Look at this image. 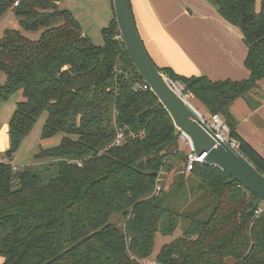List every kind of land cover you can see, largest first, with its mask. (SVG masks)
Returning a JSON list of instances; mask_svg holds the SVG:
<instances>
[{"label": "trees", "instance_id": "16d2710c", "mask_svg": "<svg viewBox=\"0 0 264 264\" xmlns=\"http://www.w3.org/2000/svg\"><path fill=\"white\" fill-rule=\"evenodd\" d=\"M60 1L0 0V21L14 12L23 30L40 31L38 39L11 28L0 37V102L24 96L10 120L8 161H0V264H143L157 235L179 227L156 264H264L257 196L214 164L182 172V133L151 89L135 88L145 82L115 16L95 45ZM208 2L241 30L250 76L212 80L154 63L224 118L228 139L264 174V157L239 134L232 112L264 81V0L259 10L256 0ZM43 113L42 137L62 139L35 155L39 165L19 168L15 154ZM120 131L125 140L116 145ZM164 170L174 176L157 194Z\"/></svg>", "mask_w": 264, "mask_h": 264}, {"label": "crops", "instance_id": "0c3cea01", "mask_svg": "<svg viewBox=\"0 0 264 264\" xmlns=\"http://www.w3.org/2000/svg\"><path fill=\"white\" fill-rule=\"evenodd\" d=\"M130 2L140 37L158 66L172 67L186 76L207 75L212 80L250 76L244 63L248 47L241 30L225 20L208 0ZM252 95L253 103L239 98L232 112L239 134L264 157V90ZM15 108L2 111L8 120L0 129L1 159L11 146L10 120Z\"/></svg>", "mask_w": 264, "mask_h": 264}, {"label": "water", "instance_id": "95a60500", "mask_svg": "<svg viewBox=\"0 0 264 264\" xmlns=\"http://www.w3.org/2000/svg\"><path fill=\"white\" fill-rule=\"evenodd\" d=\"M116 23L131 60L144 82L159 98L176 128L185 134L196 155L232 176L257 196L253 209L264 202V174L232 143L222 140L202 119L201 113L168 82L146 50L131 9L130 0H112Z\"/></svg>", "mask_w": 264, "mask_h": 264}, {"label": "rangeland", "instance_id": "374dc122", "mask_svg": "<svg viewBox=\"0 0 264 264\" xmlns=\"http://www.w3.org/2000/svg\"><path fill=\"white\" fill-rule=\"evenodd\" d=\"M207 1V0H206ZM209 3V2H208ZM210 4V3H209ZM214 9L215 7L210 4ZM261 5V0H256V8L259 10ZM60 8H65L70 10L77 20L81 23L83 27V31L86 35H88L95 45H103L104 37H103V29L110 26L112 20L114 19V8L112 0H61ZM19 29L26 36L32 39H38L40 37V31H25L22 29L19 18L16 16L14 12H10L6 17H4L0 21V37L3 36L4 31L6 29ZM6 75L1 73L0 76V85L5 84ZM264 81L261 83L260 87L253 93H261L264 89ZM255 96L250 94L247 98L250 103H253V99ZM24 96L22 91H18L14 93L8 101L0 102V129L3 127L2 123L6 119L3 117L2 111L4 108L8 107L10 111H12L13 107L16 104L23 100ZM188 101L201 113L204 118H208L210 115L205 110L204 106L200 101H198L192 94H189ZM253 105V104H252ZM47 114L43 113L38 120L36 121L33 129L28 134V136L23 140L19 149L17 150L15 157L12 161V164L17 165L19 168H24L25 166H34L39 165L41 162L35 159V155L38 154L42 149L51 148L57 146L61 139L62 134L55 135L50 138H43L42 132L45 124ZM185 137L181 134V147L186 152L191 151V143L188 139H183ZM4 155V154H2ZM0 161H8L5 156L0 158ZM182 172L186 175H189V172L183 168ZM173 173L168 171L161 172V177L159 178L157 186L161 187V190L168 189L171 185V181L173 179ZM156 190V189H155ZM160 193V192H159ZM116 219V218H115ZM117 220V219H116ZM114 220V221H116ZM182 235V230L179 227L173 235L164 236L162 234H158L156 237V245L154 250V255L147 260H143V264H153L156 263L155 256L159 253L161 247L165 244Z\"/></svg>", "mask_w": 264, "mask_h": 264}, {"label": "built area", "instance_id": "2783aa9c", "mask_svg": "<svg viewBox=\"0 0 264 264\" xmlns=\"http://www.w3.org/2000/svg\"><path fill=\"white\" fill-rule=\"evenodd\" d=\"M19 3V1H17L15 4L17 5ZM168 82L171 84V86L182 96H184L185 98H188L189 94H184V90L185 87L184 85L179 82V81H174L173 79H171L170 77L167 76ZM137 87H141L142 89H150V87L144 83V84H140V85H136L135 88L137 89ZM202 119L204 120V122L222 139V140H227L230 143H232V145H234L235 147L238 146L237 141L233 140L230 141L228 139L229 137V127L226 123V121L224 120V118L220 115V114H212L210 115L208 118H204L201 115ZM185 137H183V139H188L189 138L183 134ZM125 137H124V133L122 131L118 132L115 142L114 144L116 145H121L124 143ZM190 142V141H189ZM204 156H197L196 153L194 152L193 148H191V151L188 153V161L187 164L185 165V169L187 172H190L193 169V165L196 162H204ZM161 191V187L157 186L155 193H159ZM264 211V202H262L256 209L255 212L257 215H259L261 212ZM153 264H156L155 262H153Z\"/></svg>", "mask_w": 264, "mask_h": 264}]
</instances>
